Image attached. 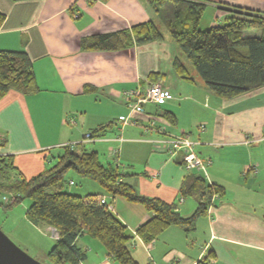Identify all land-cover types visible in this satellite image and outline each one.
<instances>
[{
	"label": "crops",
	"instance_id": "crops-1",
	"mask_svg": "<svg viewBox=\"0 0 264 264\" xmlns=\"http://www.w3.org/2000/svg\"><path fill=\"white\" fill-rule=\"evenodd\" d=\"M199 1L207 27L221 23L227 9L264 14V0ZM155 18L145 0H0V50H24L39 87L30 94L9 90L0 98V155H12L29 177L54 163L63 145L95 151L136 192L173 204L185 217L196 200L181 196L182 181L190 173L202 175L221 185L223 194L212 198L192 230L169 225L151 242L136 234L152 217L142 205L112 196L98 183L82 193L113 205L112 213L134 236L129 250L139 264H195L208 252L215 264H264V85L232 98L215 95L165 30L161 40L143 45L80 48L83 37ZM174 59L191 79L175 71ZM151 82H161L172 98L133 107L124 91ZM165 111L173 113V123ZM99 128L102 136H86ZM180 133L196 137L199 156L209 160L205 173L186 171L181 152L172 157L155 145ZM34 225L51 236L46 250L39 249L46 256L57 234ZM75 244L85 251L79 264H118L96 238L81 234Z\"/></svg>",
	"mask_w": 264,
	"mask_h": 264
},
{
	"label": "trees",
	"instance_id": "trees-1",
	"mask_svg": "<svg viewBox=\"0 0 264 264\" xmlns=\"http://www.w3.org/2000/svg\"><path fill=\"white\" fill-rule=\"evenodd\" d=\"M145 1L215 95L232 98L264 85L263 13L252 9H227V16L221 23L202 29L199 22L205 5L199 0ZM162 38L159 26L148 20L129 28L83 37L80 48L117 50ZM173 67L181 77L191 79L180 60L174 59ZM9 90L22 94L39 90L32 61L24 50H0V98ZM163 116L174 122L173 113L165 111ZM99 131L101 128L95 129L89 137L102 136ZM68 169L95 180L112 196L138 203L151 212L152 217L136 229L137 236L144 242L154 240L169 225L192 230L196 218L206 213L212 198L224 192L221 185L208 183L202 175H186L180 194L194 198L196 208L185 217L173 204L136 192L125 182V175L103 164L95 151L76 152L69 145H63L51 167L29 177L15 165L12 155H0V192L10 194L5 207L29 198L31 202L25 211L27 219L33 224L50 226L57 234L46 254L50 264H79L84 260L85 251L75 244L81 234L98 239L107 255L118 264H139L129 250L134 236L127 234L126 226L99 203L96 195L80 196L63 189L60 182ZM212 257L208 252L195 264H215Z\"/></svg>",
	"mask_w": 264,
	"mask_h": 264
},
{
	"label": "rangeland",
	"instance_id": "rangeland-1",
	"mask_svg": "<svg viewBox=\"0 0 264 264\" xmlns=\"http://www.w3.org/2000/svg\"><path fill=\"white\" fill-rule=\"evenodd\" d=\"M205 20L206 16L203 14L199 22V28H207V26L204 24ZM153 21L159 26L161 32L163 30L167 31L165 26L162 25L157 18H155ZM245 32L248 33L247 30ZM185 60L188 61L186 57ZM188 63L191 67H193L189 61ZM192 69L194 70V68ZM150 84H159L162 86L161 82H151ZM190 138L197 141L196 137L190 136ZM87 146L88 149H90V145ZM54 163L47 165L46 168L51 167ZM69 180H72L73 184H69ZM60 183L63 184V189L65 191L73 194H76V192L79 191L82 193L83 190H92L95 187H99L95 180L83 177L72 169L66 170ZM50 189L52 190V188ZM84 192L82 194L86 195V192L88 191ZM91 194L96 193L92 192ZM9 197L10 194L0 192V229L5 235L8 236L10 240H12L18 247L24 250L32 258L41 263L50 264L47 256L41 255L39 249L46 250L49 237L51 238V236H49L50 234L45 231L44 228L41 229L30 222L25 214L26 208L30 204L31 200L27 197H24L20 201L14 203L12 206L5 207L7 204L4 199ZM187 197L188 199L190 198L189 196Z\"/></svg>",
	"mask_w": 264,
	"mask_h": 264
},
{
	"label": "built area",
	"instance_id": "built-area-1",
	"mask_svg": "<svg viewBox=\"0 0 264 264\" xmlns=\"http://www.w3.org/2000/svg\"><path fill=\"white\" fill-rule=\"evenodd\" d=\"M124 95L128 100L133 101V107L146 102L156 104L162 102L163 100L172 98L170 91L159 84H148L142 88L137 87L128 89L124 91ZM158 131H163L162 127H159ZM86 136L89 137V133H87ZM155 145L172 157L178 152H181L182 165L184 169L197 170L203 173L206 172V166L209 164V160L203 159L199 156L196 150L198 141L192 140L188 134H169L155 141ZM71 183L72 182H70V184ZM4 200L8 201L7 198ZM181 200L182 197L180 198V201ZM98 201L99 203L104 204L108 210L113 209V205L106 202L103 197H98Z\"/></svg>",
	"mask_w": 264,
	"mask_h": 264
},
{
	"label": "water",
	"instance_id": "water-1",
	"mask_svg": "<svg viewBox=\"0 0 264 264\" xmlns=\"http://www.w3.org/2000/svg\"><path fill=\"white\" fill-rule=\"evenodd\" d=\"M0 264H44L28 255L0 229Z\"/></svg>",
	"mask_w": 264,
	"mask_h": 264
}]
</instances>
